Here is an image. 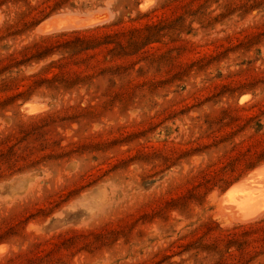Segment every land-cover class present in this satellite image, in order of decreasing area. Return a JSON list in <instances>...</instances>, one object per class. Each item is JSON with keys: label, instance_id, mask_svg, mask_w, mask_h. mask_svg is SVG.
<instances>
[{"label": "rangeland", "instance_id": "obj_1", "mask_svg": "<svg viewBox=\"0 0 264 264\" xmlns=\"http://www.w3.org/2000/svg\"><path fill=\"white\" fill-rule=\"evenodd\" d=\"M262 164L264 0H0V264H264Z\"/></svg>", "mask_w": 264, "mask_h": 264}, {"label": "bare ground", "instance_id": "obj_2", "mask_svg": "<svg viewBox=\"0 0 264 264\" xmlns=\"http://www.w3.org/2000/svg\"><path fill=\"white\" fill-rule=\"evenodd\" d=\"M52 24L53 22L49 23L53 26ZM57 25L59 28V24ZM55 27L57 26L55 25ZM221 204L229 211L231 217L239 222H249L264 215V165L262 164L249 177L241 179L225 191L221 198Z\"/></svg>", "mask_w": 264, "mask_h": 264}]
</instances>
